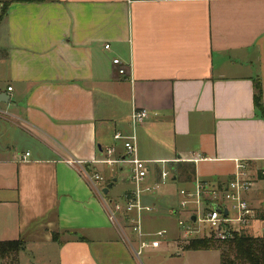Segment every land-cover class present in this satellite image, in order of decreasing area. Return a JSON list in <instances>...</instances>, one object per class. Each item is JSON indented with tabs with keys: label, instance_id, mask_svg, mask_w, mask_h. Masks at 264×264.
<instances>
[{
	"label": "crops",
	"instance_id": "obj_1",
	"mask_svg": "<svg viewBox=\"0 0 264 264\" xmlns=\"http://www.w3.org/2000/svg\"><path fill=\"white\" fill-rule=\"evenodd\" d=\"M256 82L264 107V0L12 3L0 22V93L10 98L0 103V241L24 242L19 264H220L219 250L179 245L178 220L191 215L169 211L166 192L144 196L154 209L142 222L144 233L165 238L136 257L128 222L110 217L111 202L133 188L130 167L93 161L113 146L122 157L114 135H131L132 111L146 109L136 146L149 162L147 183L163 167L169 191L228 182L237 160L256 168L264 158ZM126 167L131 187L105 195ZM170 213L176 229L155 230ZM250 232L261 236L259 224Z\"/></svg>",
	"mask_w": 264,
	"mask_h": 264
},
{
	"label": "built area",
	"instance_id": "obj_2",
	"mask_svg": "<svg viewBox=\"0 0 264 264\" xmlns=\"http://www.w3.org/2000/svg\"><path fill=\"white\" fill-rule=\"evenodd\" d=\"M106 48H109V45H106ZM113 63L118 65L120 75H126V67L119 59H114ZM11 89L12 87L8 88V90ZM148 116L149 113L146 109H134L131 113L133 133L124 135L118 132L114 135L115 140L123 142L124 154L122 157L115 155L116 148L113 146L106 149L103 159L93 161V163L100 162L108 166L123 162L130 167V181L133 188L125 194L123 199L111 202L110 217L112 221L117 216L126 219L129 229L138 239V246L134 249V253L138 258L146 249L160 247L166 234L165 230L144 233L142 228L143 213L154 209V207L144 203V196L155 194L170 179V170L163 167L161 180L151 184L147 183L149 162L142 159L138 154L136 129L145 122ZM29 154L27 152L26 156H29ZM67 162L70 164H84L85 169L88 165L83 161L74 159ZM159 162L167 163V161ZM92 179L97 187H101L103 177L99 173L94 172ZM252 193H259V198L255 201L251 199L249 195ZM180 195L182 196L181 208L184 210L192 205L197 214L195 222L190 218H180L178 220V225L184 232V238H190L200 232L199 229L193 227V224L196 225L197 223L202 224L204 228L210 231L211 236L219 240L232 238L236 233L251 234V226L258 223L260 235L264 237V158L260 161V166L256 168H253L247 161L237 160L233 179L225 183L196 180L193 190L182 189ZM215 205H218L221 209L220 212L214 208ZM225 210L227 214H225Z\"/></svg>",
	"mask_w": 264,
	"mask_h": 264
},
{
	"label": "trees",
	"instance_id": "obj_3",
	"mask_svg": "<svg viewBox=\"0 0 264 264\" xmlns=\"http://www.w3.org/2000/svg\"><path fill=\"white\" fill-rule=\"evenodd\" d=\"M45 0H1L0 22L8 14L12 3L19 2H44ZM254 102L256 109L264 115L262 105L260 82L255 84ZM54 240L59 241V236L54 233ZM24 242L0 241V260L11 258V264H19L18 255L24 249ZM220 251V264H264V237L247 233H236L232 238L219 240L214 238H198L189 242L187 250Z\"/></svg>",
	"mask_w": 264,
	"mask_h": 264
},
{
	"label": "rangeland",
	"instance_id": "obj_4",
	"mask_svg": "<svg viewBox=\"0 0 264 264\" xmlns=\"http://www.w3.org/2000/svg\"><path fill=\"white\" fill-rule=\"evenodd\" d=\"M108 174H110V172H108ZM127 175H128V169L126 167V169L123 172H121L119 175V180H118L119 182L117 183L115 188L113 190H111V192L109 194H107V196H109V197H113L114 195L116 196L118 191H124L126 188L131 187V184L129 183V181L126 180ZM168 184L169 183H166V185H163V187H161L157 193L166 192V193L171 195V198H173V205L167 206V207H169V211H171L173 209L178 210L179 207L181 208L180 203H181L182 196L180 194H176L177 190H179V193H180V190H182L183 188L193 190L195 188L196 182L192 183L191 185H184V184H181L179 182L175 183V185H174L175 188H173L170 191L167 189V187L169 186ZM146 195H150V194H146ZM115 200H117V198ZM172 206H174L173 209H172ZM181 209H183V208H181ZM186 210H187V212L190 213L189 215H191V216L197 215L196 210L192 205L190 207H187ZM147 214H148V212H146V211L143 213V221H145V218H146L145 216ZM168 215L170 216V219H166L167 221L164 220L162 222H157L156 227H154L155 230H158L161 228H167V226H169L173 230L176 229V225L174 224L175 220H176L175 217H173L171 215V213ZM187 218H189V217L187 216ZM198 224L199 223H197L196 225L193 224L194 229L200 230V232L198 234H194V236H192L190 238H182V239L180 238L179 239V241H180L179 245L182 246L183 249L187 250V246L189 245V242L192 241L193 239H198V238L199 239L200 238H214L215 239L214 236H211L210 231H208L206 228H204L202 226V224H199V225ZM158 231H160V230H158ZM251 235L257 236L254 233H252ZM140 258H142V260H143L144 255H141ZM11 263H12L11 258L0 260V264H11Z\"/></svg>",
	"mask_w": 264,
	"mask_h": 264
},
{
	"label": "water",
	"instance_id": "obj_5",
	"mask_svg": "<svg viewBox=\"0 0 264 264\" xmlns=\"http://www.w3.org/2000/svg\"><path fill=\"white\" fill-rule=\"evenodd\" d=\"M10 101V98L8 97V95L2 94L0 93V103H8ZM117 180V178L115 177L113 179V181L111 183H109L104 189H103V193L105 195H107L109 193V190L113 187L114 182ZM214 208L216 210H218L219 212L221 211V209L218 207V205H215ZM225 214H227L226 210H225ZM191 220L195 221L196 220V216H191L190 217Z\"/></svg>",
	"mask_w": 264,
	"mask_h": 264
}]
</instances>
